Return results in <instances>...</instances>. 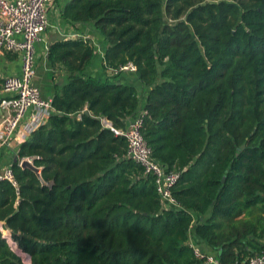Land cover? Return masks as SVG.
<instances>
[{
    "label": "trees",
    "instance_id": "1",
    "mask_svg": "<svg viewBox=\"0 0 264 264\" xmlns=\"http://www.w3.org/2000/svg\"><path fill=\"white\" fill-rule=\"evenodd\" d=\"M63 18L101 35L102 69L131 64L135 84L88 75V39L48 46L52 111L19 145L12 182L0 180L17 251L30 264H200L191 243L220 264L260 254L264 0H73ZM136 118L153 159L179 174V209L102 122L125 130ZM0 264H23L1 231Z\"/></svg>",
    "mask_w": 264,
    "mask_h": 264
},
{
    "label": "built area",
    "instance_id": "2",
    "mask_svg": "<svg viewBox=\"0 0 264 264\" xmlns=\"http://www.w3.org/2000/svg\"><path fill=\"white\" fill-rule=\"evenodd\" d=\"M53 2L54 0H0V51L17 55L21 64L19 75L3 79L2 90L10 94V98L1 102V106L8 110V114L0 129V148L9 145L15 139L20 127L23 128L24 138L28 137L45 124L52 111L51 99L41 97L33 79L36 73L35 46L47 28V13ZM123 71L134 72L135 68L127 64L112 72L117 74ZM102 122L115 135L125 138L126 157L139 164L145 175L154 178L162 205L167 209H179L178 202L171 194V188L178 180L179 174L167 172L153 159L151 150L140 133L141 119L130 121L125 130L114 129L106 120ZM29 160L32 161L30 158ZM0 180L12 182L10 166L0 173ZM190 245L200 264H220L216 257L202 252L193 243ZM246 264H264V248L260 254L250 257Z\"/></svg>",
    "mask_w": 264,
    "mask_h": 264
},
{
    "label": "crops",
    "instance_id": "3",
    "mask_svg": "<svg viewBox=\"0 0 264 264\" xmlns=\"http://www.w3.org/2000/svg\"><path fill=\"white\" fill-rule=\"evenodd\" d=\"M72 1L73 0H54L53 4L50 6L47 13V20H48L47 28L41 35L40 41L35 46L36 73L33 79V83L38 88L37 80L40 78L43 84L47 87V94H45V96H42L40 92L41 97L44 99L51 97V90H50L51 81L49 80V76L52 71L46 62V54H47L48 46H50L55 42L62 40H69V39L74 40V39L82 38V39H88L93 43L97 56L93 61V63L87 69L88 75L98 77L101 79L107 78L110 81H115L116 79H118L124 83L131 82L135 84V79L132 76L133 72L123 71L121 72V76L115 78V74L111 70L104 71L102 69L103 52L105 46L103 44V39L101 35L96 33L88 25L80 24V23L72 24L70 22H67L63 18V10ZM20 68H21V64L17 55L13 53H6L0 51V80H3L6 77L19 75ZM40 70L42 71L41 73H39ZM38 73L40 77L38 76ZM57 73L58 70H55L54 78H57ZM58 79H62L63 82L62 77ZM138 88L140 89L139 86ZM8 98H10V94L5 93L2 90V85L0 83V129L3 120L8 114V110L1 106V102ZM29 113L30 112H28V114ZM14 138L15 139L9 145L0 148V173L6 167H8L11 162H13V159L15 157H17L16 154L19 145L27 139V137L24 138L23 136L22 127L18 129V133L15 135ZM263 245H264V239H263ZM197 247L206 254H208L211 251V249H205L203 245Z\"/></svg>",
    "mask_w": 264,
    "mask_h": 264
},
{
    "label": "water",
    "instance_id": "4",
    "mask_svg": "<svg viewBox=\"0 0 264 264\" xmlns=\"http://www.w3.org/2000/svg\"><path fill=\"white\" fill-rule=\"evenodd\" d=\"M61 83H62V79H59V81H58L57 84L60 85ZM86 113H87V112H86ZM106 122H107V124H109L108 121H106ZM242 148H243V147H242ZM17 161H18V158L15 157V158L13 159V162H17ZM19 166H20L22 169H29L30 171H32V172L36 175V177L40 180L41 184H42V185H45L44 181H43L42 178H41V171H40V169L37 168V167H35L34 164H33V162L29 160V158H22V159H20V160H19ZM9 232H10V231H9ZM16 251H17V249H16ZM26 256H27V255H26ZM27 257H28L29 264H30V257H29V256H27Z\"/></svg>",
    "mask_w": 264,
    "mask_h": 264
},
{
    "label": "rangeland",
    "instance_id": "5",
    "mask_svg": "<svg viewBox=\"0 0 264 264\" xmlns=\"http://www.w3.org/2000/svg\"><path fill=\"white\" fill-rule=\"evenodd\" d=\"M41 72L42 71L40 70L39 73H41ZM39 73H38V76L40 77ZM37 86L40 89L42 96H45V94H47V87L43 84V82L41 81L40 78L37 80ZM1 226H2V223H0V231H1L2 235L7 238L8 242L12 246L13 250L16 251V246L10 238V233H8L6 235L5 232H8V231L3 230ZM3 231H4V233H3ZM16 252L23 259V264H29V260H28V257L26 255H24L23 253H20L18 251H16Z\"/></svg>",
    "mask_w": 264,
    "mask_h": 264
}]
</instances>
